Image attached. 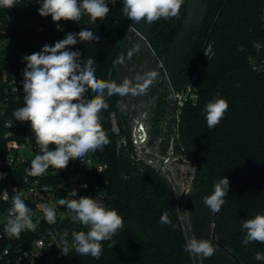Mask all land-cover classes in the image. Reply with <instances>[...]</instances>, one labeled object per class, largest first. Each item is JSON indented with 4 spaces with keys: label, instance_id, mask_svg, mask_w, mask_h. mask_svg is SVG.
Wrapping results in <instances>:
<instances>
[{
    "label": "trees",
    "instance_id": "16d2710c",
    "mask_svg": "<svg viewBox=\"0 0 264 264\" xmlns=\"http://www.w3.org/2000/svg\"><path fill=\"white\" fill-rule=\"evenodd\" d=\"M186 5L187 0H184L179 18H162L155 22L153 36L158 53L167 52L179 33ZM109 7L107 16L95 23L87 15L76 23L63 20L54 23L48 16L41 18L43 31L24 27L12 31V47L0 56V66L7 65L14 73L18 99L4 104L7 85L0 78L1 141L11 130L20 142L29 139L36 146L30 122L16 121L13 116L14 110L23 106L24 96L23 79L17 77L15 58L25 68L23 57L40 51L45 44L53 45L68 32L78 33L86 28L99 37L98 41H83L71 50H80L82 61L89 57L96 61L98 79L116 81L118 65L114 61L120 58L132 21L123 15L122 0ZM263 10L264 0H212L199 43L180 77L178 89L188 82L205 49L211 48L196 80L199 98L195 104L189 102L180 109L174 136V155L196 166L187 201L194 236L198 240H209L216 249L210 258L200 255L202 264H237L227 251L242 264H264L255 259L256 252L264 253V244L252 242L245 246L242 243L246 235L242 220L264 214V74L254 72L249 63L256 45L264 43ZM92 95L89 90L88 96ZM216 98L226 99L229 108L220 124L210 129L203 109ZM118 102H123L119 96L108 98L109 108L101 112L102 126L110 143L102 151L89 154L107 164L106 171L92 175L91 181L93 187L98 185L104 193L106 206L116 209L123 217L124 227L112 240L103 242L99 259L73 251L56 264H193L191 254L185 251L187 241L174 189L160 168L138 159L128 111L121 112ZM112 115H115L119 134L115 132ZM7 121H12L11 129L5 126ZM121 138H125L126 143L119 147ZM168 147L169 142L161 149L166 151ZM38 153L36 148L35 155ZM27 168L30 164L16 168L14 179L17 181L26 175ZM52 170L57 169H48L44 174L45 182L57 190L59 183L64 185L62 189L67 188V175L60 170L58 179L53 180ZM223 176L229 179V193L220 212L212 213L204 205L203 197L213 192L214 183ZM87 196L95 197L93 189ZM25 203L32 208L29 202ZM165 211L172 224L177 225L175 229L160 223ZM63 227L60 216L54 224L43 219L35 231L22 232L19 243L28 246L41 232ZM214 230L219 245L213 243ZM0 264H3L1 260Z\"/></svg>",
    "mask_w": 264,
    "mask_h": 264
},
{
    "label": "clouds",
    "instance_id": "9594fccd",
    "mask_svg": "<svg viewBox=\"0 0 264 264\" xmlns=\"http://www.w3.org/2000/svg\"><path fill=\"white\" fill-rule=\"evenodd\" d=\"M35 2L40 5L38 14L41 17L50 16L54 23L62 20L76 23L85 15L95 23L107 16L110 12L109 4H115L117 0ZM18 3L19 0H0V8L12 9ZM183 4L184 0H122V12L134 23L143 21L153 24L162 18H179ZM98 39L95 33L86 28L78 33L68 32L53 45L45 44L40 51L22 58L26 63L22 70L23 106L14 110L13 116L16 121L30 122L39 149V153L30 161V168L26 169L29 176L39 177L46 174L49 168L63 170L70 160H80L91 167V161L86 163L85 157L89 153L102 151L110 143L101 122V112L109 108L108 98L144 95L160 74L158 69L137 72L135 83L132 78L127 77L122 83L98 79L95 75L96 61L91 57L82 61L81 51L71 50L78 43ZM123 62V59L118 57L114 64ZM159 68H164L162 63ZM164 75H167L166 71ZM14 90L18 91L17 88ZM89 90L94 94L91 97L88 96ZM117 107L124 112L127 105L118 102ZM228 108L229 104L223 98L208 102L203 109L207 127L211 129L219 125ZM213 187V192L203 197V203L212 213H219L229 193V179L223 176ZM76 196L75 190L69 191L66 196L59 198L57 203L65 206L67 212L74 214L73 219L88 230L73 232L71 245L65 233L55 245L65 256H68L71 247L78 255H90L99 259L103 253V242L112 240L116 233L123 229L124 219L116 209L106 206L102 196H80L74 199ZM5 199H8L6 193ZM39 207L44 220L50 224L56 223L57 211L54 207L46 203ZM33 215L22 195L16 193L11 197V207L7 209L4 234L10 239H19L22 232L35 231L40 219L34 222ZM160 223L171 225L173 229L177 227L172 224L167 211L161 215ZM242 230L246 232L243 245L247 246L252 242L264 244V214L258 213L254 218L242 220ZM109 247H113V244H109ZM185 251L210 258L216 249L209 240L193 237L188 240ZM255 259L264 261V253L256 252Z\"/></svg>",
    "mask_w": 264,
    "mask_h": 264
},
{
    "label": "built area",
    "instance_id": "2783aa9c",
    "mask_svg": "<svg viewBox=\"0 0 264 264\" xmlns=\"http://www.w3.org/2000/svg\"><path fill=\"white\" fill-rule=\"evenodd\" d=\"M39 7L40 5L35 0H31V2L30 0H19L17 6L12 9L0 8V56L4 51L12 47L14 41L12 31L20 30L23 27L28 29L37 28L38 31H43L44 24L41 21L42 17L37 11ZM10 19L20 21L21 26L19 28H13L10 24ZM262 24L264 28V10ZM24 42H27L26 38ZM210 49V47L205 49L199 59L198 66L190 76L188 82L182 89H178L177 111L179 110L180 112V109L186 103L191 102L195 104L197 102L199 94L196 87V80L203 62L209 56ZM249 63L254 72L264 74V43H258L256 45L255 51L249 57ZM0 78L7 85L4 104H8L10 100L17 101L18 91L14 90L16 88L18 89L17 80L7 65L0 66ZM111 117L115 132L119 134L120 131L116 125L115 115ZM9 124L12 126L8 127ZM5 126L11 129L13 127L12 121H7ZM14 136V132L9 130L3 135L2 141L0 140V260L3 264H56L58 261L67 257L55 245L60 241V236L66 233L69 245H71L73 232H87L88 229L80 222L75 221L72 216H69L63 210L57 209V216H65L62 221L70 218L71 222L69 226L51 228L41 232L28 246H25L23 243L20 244L19 239H10L3 232L7 209L11 207V197L16 193H20L24 201L31 204V209L34 213L33 221L35 222L36 219L42 221L43 213L39 206L47 201L49 197L51 198L53 194L56 195L59 192H63L67 195L69 191L75 190L77 196L73 198L78 199L80 196H87L89 190L93 189L95 197H104V193L98 185L93 187L91 176L104 173L107 169V164L90 154L85 157V162L87 163L90 160L91 167L86 166L80 160H70L68 166L61 170L67 175L66 182L68 187L65 189H62L64 185L59 183V189L57 190L54 185L45 182L44 175L32 177L26 174L16 181L13 176L15 169L29 166L38 146L32 145L29 139L25 142H20ZM125 143V138H121L118 146L120 147ZM50 147L54 148L53 145ZM59 175L60 170H52L51 177L53 180H57ZM37 180L39 183H35ZM5 193L8 199H5ZM4 241H7L8 245H2ZM73 251L74 249L70 247L68 255Z\"/></svg>",
    "mask_w": 264,
    "mask_h": 264
},
{
    "label": "water",
    "instance_id": "95a60500",
    "mask_svg": "<svg viewBox=\"0 0 264 264\" xmlns=\"http://www.w3.org/2000/svg\"><path fill=\"white\" fill-rule=\"evenodd\" d=\"M212 0H187L186 16L179 33L175 36L169 50L160 55L156 50L155 39L153 36L155 22L146 24L143 21L139 24L132 22L129 28L128 36L125 38L121 48L120 58L123 59L122 64H118L116 82L122 83L127 78H132L135 83V75L137 72L149 69H158L159 75L156 81L150 86L148 92L144 95L136 97H123V102L127 105L126 110L130 111L132 119L133 141L136 147L137 156L146 163L159 166L163 175L168 179L174 189L178 214L181 220L182 228L186 241L195 238L188 212V195L194 181L192 176L188 189H182L181 184L176 180L174 175V167L182 168L191 167L195 170V164L183 157L164 158L157 152H152L147 147L149 138L147 120L151 107L158 94L164 89L169 90V113L172 114L175 123V131L178 127V111H177V94L181 74L184 66L193 51L197 47L204 25L206 16ZM13 28H19L21 22L10 19ZM164 68H159L160 64ZM145 64V69H144ZM22 64L15 58V70L19 78L23 79ZM166 71L167 75H164ZM173 148V146H171ZM174 154L170 152V155ZM185 174L182 173V181ZM70 218L62 221L64 226L70 225ZM212 240L215 245H219L216 240L215 230L212 234ZM230 257L237 264H242L240 260L231 252L227 251ZM191 254V253H190ZM193 264H202L201 256L191 254Z\"/></svg>",
    "mask_w": 264,
    "mask_h": 264
},
{
    "label": "rangeland",
    "instance_id": "374dc122",
    "mask_svg": "<svg viewBox=\"0 0 264 264\" xmlns=\"http://www.w3.org/2000/svg\"><path fill=\"white\" fill-rule=\"evenodd\" d=\"M162 24V23H160ZM161 25H159L160 27ZM169 90L167 88H164L156 97L154 100V103L151 107L150 114L147 120V127H148V134L149 138L147 141V147L152 152H157L160 156L167 158L171 156V158L178 157L177 155H170V152L174 153V139H175V123L174 118L171 113H169ZM159 109V111H158ZM179 114V110H178ZM128 117H129V123L132 128V119H131V113L128 111ZM151 135V136H150ZM132 138L133 137V131H132ZM167 142H169V147L166 149V151L162 150V146H166ZM173 146V148H171ZM157 168H160L159 166H156ZM161 169V168H160ZM162 170V169H161ZM193 169L191 167H185L182 168L180 166L174 167V175L176 180L181 184L182 189H188L192 175H193ZM182 173L185 174L184 180L182 181ZM66 196L65 193L59 192L58 194H53L52 197L45 201L43 204H48L49 206L54 207L56 210H63L68 214L69 216L73 217V213L67 212L65 206H60L57 201L59 198H63ZM65 216L62 215L61 219H63Z\"/></svg>",
    "mask_w": 264,
    "mask_h": 264
},
{
    "label": "flooded vegetation",
    "instance_id": "af4514ba",
    "mask_svg": "<svg viewBox=\"0 0 264 264\" xmlns=\"http://www.w3.org/2000/svg\"><path fill=\"white\" fill-rule=\"evenodd\" d=\"M159 54L162 55L163 53L160 52ZM144 69H145V64H144ZM152 69H154V68H152Z\"/></svg>",
    "mask_w": 264,
    "mask_h": 264
}]
</instances>
